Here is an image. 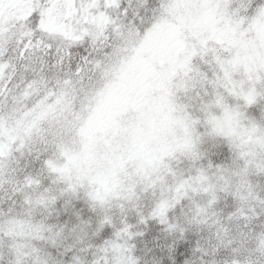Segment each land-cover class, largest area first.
<instances>
[{"label":"snow or ice","instance_id":"1","mask_svg":"<svg viewBox=\"0 0 264 264\" xmlns=\"http://www.w3.org/2000/svg\"><path fill=\"white\" fill-rule=\"evenodd\" d=\"M0 264H264V0H0Z\"/></svg>","mask_w":264,"mask_h":264}]
</instances>
